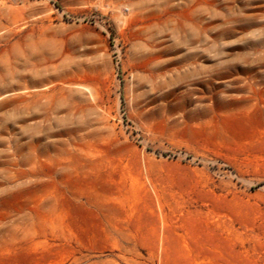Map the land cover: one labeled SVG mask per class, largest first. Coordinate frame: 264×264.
I'll use <instances>...</instances> for the list:
<instances>
[{"label":"rangeland","instance_id":"374dc122","mask_svg":"<svg viewBox=\"0 0 264 264\" xmlns=\"http://www.w3.org/2000/svg\"><path fill=\"white\" fill-rule=\"evenodd\" d=\"M0 264H264V0H0Z\"/></svg>","mask_w":264,"mask_h":264}]
</instances>
